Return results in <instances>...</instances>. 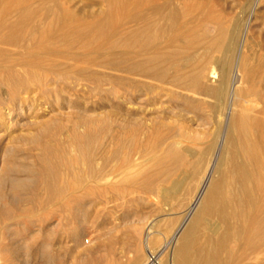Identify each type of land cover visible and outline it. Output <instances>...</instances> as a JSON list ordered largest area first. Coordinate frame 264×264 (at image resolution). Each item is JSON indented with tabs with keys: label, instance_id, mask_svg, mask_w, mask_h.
Returning <instances> with one entry per match:
<instances>
[{
	"label": "rangeland",
	"instance_id": "1",
	"mask_svg": "<svg viewBox=\"0 0 264 264\" xmlns=\"http://www.w3.org/2000/svg\"><path fill=\"white\" fill-rule=\"evenodd\" d=\"M10 1L12 2L9 0L5 5L0 0V11L3 10L0 22H4L3 25L0 24V53L4 56L0 54V66H8L7 71L0 68V72H3L0 76L5 74L0 77V242L3 247L0 252V264H173L178 239L195 212L193 210L186 214L197 193V182L192 175L194 166L198 160H204L203 168L208 167L213 159L219 158L232 117L240 108L237 107L236 99H231L227 105H223L214 96L196 94L174 84L173 86L171 80L162 81L137 69V62L128 56L133 51H127L129 42L124 35L128 31L136 32L142 24L133 22L134 25L129 19L142 12L145 17L152 16L154 21L153 29L140 37L144 42L139 38L135 49L137 52L145 47L144 53L152 54L162 48L163 44L165 47L174 40L184 49L181 56H178L183 63L188 57L203 56L207 52L214 53L212 55L218 59L225 56L233 59L244 46L247 51L245 52L252 61L254 60L253 81L264 84V1L205 0V4L204 0H189L196 1L197 5L190 2V7L195 8V11L189 8V11L185 12L181 5L182 0H175L174 3L182 6L179 7L181 10L178 9L180 13L176 14L174 9L177 7L171 6L156 14L158 16L153 14L150 7L141 12L130 8V0H117V3L120 2V12L115 15L113 12L109 13L110 0H55V3H51L54 0H13V5ZM160 1L157 3L161 6L167 7L170 4V0H165V3L164 0ZM69 2L76 4H73L74 8L76 6L75 10ZM122 2L126 5H121ZM202 3L207 8L215 7V14L221 16L225 25L228 24L224 54L212 47H195L192 42L187 43L188 39L182 35L187 29H199L202 35L208 25L211 28L214 25L216 29H212L218 34L219 26L215 23L209 24V20L205 18V9L198 7ZM4 5L9 8H4ZM79 5L82 7L77 9ZM125 7L126 12H123ZM49 8L57 10L52 11ZM248 9H251V12H247ZM31 10H34L33 13ZM30 11L32 15L29 14ZM221 12L226 13V17ZM21 13L24 16H21ZM8 14L11 15L7 16ZM98 14H103V17ZM119 14L123 16L120 17ZM250 14L252 21L248 22ZM63 15H66V18ZM75 15L82 16L76 17L80 22L69 18ZM89 15H92L93 21L95 17L98 18L94 21H98L96 26L93 22L89 27L86 25L88 20L90 21ZM10 17L14 18L13 21ZM33 18H36L35 21ZM229 19L230 23L226 21ZM70 20H74V24L69 23ZM118 21H121L119 26ZM44 22L48 31L50 26L52 31L45 32L47 29H44ZM112 22L116 24L114 28H111ZM63 23L64 28L60 29ZM13 25L17 27L14 28ZM87 27L94 29L95 34ZM22 28H26L23 29L24 35ZM84 28L86 34L83 30L80 31ZM8 31L12 32L13 36ZM2 32H7L8 35H2ZM68 32L71 34L68 35ZM46 33L47 35H44ZM55 33L61 36L56 38ZM99 35L103 38L108 36L102 40ZM22 36L24 37L21 38ZM21 39H24V43ZM59 39H62L63 44ZM247 41L250 45L245 43ZM51 42L56 51L51 49ZM116 42H119L118 45ZM54 44L57 46L54 47ZM62 45L64 47H61ZM46 47L50 51L47 52ZM24 50H28V53ZM29 51H32V55ZM73 53H76V57ZM80 53L85 56H77ZM68 54L72 55L71 58L74 56L75 59H80L76 61L79 67ZM53 55L61 57L52 60ZM126 55L130 58H126ZM33 58L36 60L33 65L39 64L40 67L30 65L28 68L29 65H25L26 61L31 64ZM66 59L70 62L73 60L75 64L71 62L73 66L70 67ZM5 61L9 63L5 65ZM59 61L62 62L59 64ZM85 65L90 67L87 66L84 70ZM213 65L221 78V64L216 61ZM14 70L18 77L10 75ZM24 94L29 98L26 103L23 100L26 97ZM215 143V157L205 155L207 149ZM167 164L170 173L163 174ZM174 181H184L179 191L173 189ZM169 192L174 193L172 198ZM183 221L186 223L181 227ZM209 238L208 230H204L199 238V246L207 244ZM171 239L173 241L170 243ZM234 246L231 245L233 251ZM234 253L232 263L240 264L237 252ZM223 258L226 259V256Z\"/></svg>",
	"mask_w": 264,
	"mask_h": 264
},
{
	"label": "bare ground",
	"instance_id": "2",
	"mask_svg": "<svg viewBox=\"0 0 264 264\" xmlns=\"http://www.w3.org/2000/svg\"><path fill=\"white\" fill-rule=\"evenodd\" d=\"M9 0H2V2L7 5ZM15 1V0H14ZM18 1V0H16ZM21 1V0H20ZM33 1V0H32ZM37 1V0H36ZM34 1V3L36 2ZM52 1V0H51ZM50 1V2H51ZM62 1V0H61ZM75 1V0H74ZM120 1V0H119ZM160 1V0H158ZM157 0H130V8H133L134 10L137 9L141 12V10L146 9V7H150L149 9L152 10L153 14L156 15L158 13H161L162 10H166L171 6H175L176 9H174L175 13L177 14L178 12L180 13L181 8H179L181 5L183 6V9L185 10V12L189 11V8H192V6L190 7V2H196V1H189V0H182V4L179 5L178 3H174L175 0H173V2H171L172 0H170V4L169 6H161L159 5ZM221 1V0H219ZM226 1V0H225ZM223 1V2H225ZM241 2H243L242 0H240ZM247 1V0H245ZM244 1V3H246ZM249 1V0H248ZM264 1V0H262ZM261 1V2H262ZM11 2V1H10ZM13 2V0H12ZM11 2V4L13 5V3ZM29 3V1H27ZM121 2V1H120ZM119 2V3H120ZM158 2V3H157ZM198 2V0H197ZM196 2V3H197ZM202 2V1H201ZM200 2V3H201ZM210 2V0L208 1ZM211 2H214L211 1ZM237 2V1H236ZM1 3V4H3ZM18 3V2H17ZM51 3H55L51 2ZM57 3V2H56ZM71 2H69L70 4ZM117 3V0H110L109 1V9L111 10L109 13H114V15L118 12H120V4ZM165 3V0H164ZM162 3V4H164ZM169 3V2H168ZM193 3V4H194ZM195 3V4H196ZM203 3H205V0L203 1ZM202 3V4H203ZM207 3V2H206ZM205 3V4H206ZM243 3V4H244ZM255 3V1H254ZM264 3V2H263ZM10 4V5H11ZM25 4V2H24ZM44 4V2H43ZM72 7L73 4L75 3H71ZM161 4V1H160ZM199 4L198 7L199 8H203L205 9V18L206 20H209V24H213L215 23V25L219 26V32L218 34H215V30H213L212 28L214 27V25H212L213 27L211 28V26H206V29H204L202 31V35L200 34L201 31L199 29L196 30H190L187 29L185 30L184 36H186V39H188V42H192L194 44V46L198 47L200 45H203V47L207 46L208 49H210L211 47L213 49H215L216 51L219 52H224V42L228 37V32H227V27L226 25H228L226 23L223 22L222 18H220L221 16H218L217 13L215 14V12L213 11L215 9L212 8H207L206 5H202ZM209 4V3H208ZM242 4V5H243ZM4 8H9V6H6ZM11 5V6H12ZM20 5V3H19ZM23 3L21 4V7ZM27 5V4H26ZM24 5V6H26ZM46 4H44L45 6ZM54 5V4H53ZM56 5V4H55ZM76 5V4H75ZM78 5V4H77ZM123 5V2L122 4ZM126 5V3H125ZM123 5V6H125ZM192 5V4H191ZM197 5V4H196ZM195 5V7H196ZM213 5V4H212ZM216 5V4H215ZM250 5V3H249ZM16 6V5H15ZM14 6V7H15ZM18 6V4H17ZM33 6V4H32ZM31 6V8H32ZM58 6V5H57ZM81 5H79L77 7V9L80 7ZM181 6V7H182ZM211 6V5H210ZM20 7V6H18ZM20 7V8H21ZM38 7V6H36ZM82 7V6H81ZM122 7V6H121ZM194 7V5H193ZM219 7V6H218ZM236 7V6H235ZM239 7V6H238ZM248 7V6H247ZM246 7V8H247ZM251 6H249L248 8H250ZM13 8V7H11ZM58 8V7H57ZM54 9V10H57ZM74 8V7H73ZM76 8V6H75ZM74 8V10H75ZM253 8V7H251ZM1 9V8H0ZM23 9V8H22ZM40 9V8H39ZM52 10V8H49ZM48 9V11H49ZM64 9V8H63ZM66 9V8H65ZM76 9V10H77ZM123 9V8H122ZM127 9L126 7L124 8L123 12H126ZM179 9V10H178ZM193 9V8H192ZM191 9V10H192ZM202 9V10H203ZM218 9V8H217ZM225 9V8H224ZM229 9V8H228ZM243 9V8H241ZM46 11V9H43ZM52 10V11H54ZM131 10V9H130ZM178 10V11H177ZM201 10V9H200ZM216 10V9H215ZM236 10V9H235ZM239 10V9H238ZM237 10V11H238ZM251 10V9H250ZM249 9L246 10L247 12L250 11ZM3 11V10H2ZM2 11H0V17L3 16ZM12 11V10H11ZM20 11V10H19ZM32 11V10H31ZM31 11L29 14H31ZM34 11V10H33ZM32 11V13H33ZM47 11V12H48ZM68 11V10H67ZM66 11V12H67ZM73 11V9H72ZM87 11V10H85ZM193 12L195 11V8L192 10ZM197 11V8H196ZM221 11V10H220ZM228 11V10H227ZM231 11V10H229ZM15 12V11H14ZM23 12V11H22ZM26 12V11H25ZM41 12H43L41 10ZM69 12V11H68ZM75 13H77L76 11H74ZM79 12V11H78ZM122 12V13H123ZM137 12V11H136ZM148 12V11H147ZM146 12V13H147ZM184 12V14H186ZM219 12V11H218ZM246 12V13H247ZM251 12V11H250ZM249 12V13H250ZM255 12V10H254ZM19 13V12H18ZM36 13V12H35ZM39 13V11H38ZM53 13V12H51ZM57 13V12H56ZM54 12V14H56ZM88 13V12H87ZM106 13V12H105ZM130 12H128L129 14ZM134 14V11L132 12ZM142 13V12H141ZM141 13H135L136 15H131L133 17H131V19H129V22H141L142 27L140 29H138L136 32H132V31H128L125 33L124 36L127 37L128 39V46H127V41H125L126 46H127V51L132 50L133 52L131 53V55L129 54L128 56H131V58L133 59V61L137 62V69L148 73V74H152L155 77H158V79H161L162 81H167V80H171L172 85H176L178 87H182L188 91H192L195 92L196 94H204V95H211L214 96L220 103H223V105L228 102L231 101V99H236L238 100L237 103V107H239L240 111L235 114L232 117L231 120V125H229V129H228V134H227V138H226V142L225 145L223 147V150L221 151V154L219 155V158L217 160L215 159H211L212 162L208 167H204L203 168V162L204 160H198L197 164L194 166L192 175L194 176L196 182H197V193L192 201V203L190 204V206L187 208V213L192 212L193 210L195 211L193 216L190 218V220L188 221V224H186V227L184 228L183 232L181 233L179 239H178V246L176 248V252L174 254L173 257V264H233L232 263V259L235 258V253L237 252V258L238 261L240 262V264H264V84H257L253 81V69H252V58L249 57V55L246 53L247 51L244 49V46L242 47L241 51L238 50V52L236 53V55L233 57V59L228 58L227 56H225L224 58H215L212 54H209L208 52L203 55V56H192V57H188V59L185 60V62L181 63L182 61H180V59L178 58V56L183 52V48L180 47V43L177 45L176 41L172 40L170 45H166L164 47L165 44H163L162 48L160 47L159 49H157L154 53L152 54H145L144 53V45H142L144 48L140 49L139 52H137L135 49L137 48V44L138 41L141 39L140 37L145 33H147L154 25V21L153 18H151L152 16L149 17H145L144 15H142ZM199 13V12H198ZM201 13V11H200ZM199 13V14H200ZM222 13V12H221ZM244 13V11L242 12ZM5 14V12H4ZM44 14V12H43ZM41 14V15H43ZM63 14H67V13H63ZM79 14V13H77ZM84 14V13H83ZM82 14V15H83ZM131 14V13H130ZM145 14V12H144ZM166 14V12H165ZM169 14V12H168ZM220 14V13H219ZM223 14V13H222ZM221 14V15H222ZM11 15V14H10ZM9 14L7 16H10ZM14 15V14H13ZM23 14L21 13V16ZM32 15V14H31ZM34 15V14H33ZM38 15V14H36ZM40 15V14H39ZM72 15V13H71ZM97 16V14H95ZM100 16H102L103 14H98ZM109 15V14H108ZM122 14H119L118 16L121 17ZM127 15V14H126ZM146 15V14H145ZM187 15V14H186ZM185 15V16H186ZM191 15V14H190ZM195 15V14H194ZM193 15V16H194ZM217 15V16H216ZM225 15L226 17V13L223 14V16ZM228 15V14H227ZM249 15V14H248ZM254 15V13H253ZM19 16V15H18ZM16 16V17H18ZM19 16V17H21ZM24 16V15H23ZM47 16V15H46ZM51 16V14H50ZM66 18V15H63ZM68 16V14H67ZM70 16V15H69ZM78 15L69 17V18H75V21H79L80 19L78 18H82V16H78V18H76ZM92 16V15H91ZM91 16L89 15V19L91 21ZM123 16V15H122ZM158 16V15H156ZM162 16V15H161ZM164 16V15H163ZM184 16V17H185ZM189 16V15H188ZM191 16V17H193ZM14 17V16H12ZM29 18V15L27 16ZM61 17V16H60ZM98 17V16H97ZM95 17V20H98V18ZM103 17V16H102ZM107 17V16H106ZM115 17V16H114ZM129 17V16H128ZM170 17V16H169ZM232 17V16H231ZM252 14H250L249 18H248V22L249 20H251ZM4 18V17H3ZM2 18V20H3ZM11 18V17H10ZM8 18V19H10ZM15 18V17H14ZM14 18H11V20L13 21ZM37 18H39L37 16ZM88 18V17H87ZM97 18V19H96ZM101 18V17H100ZM109 18V17H108ZM113 19V17H110ZM117 18V15H116ZM130 18V17H129ZM156 18V17H155ZM158 18V17H157ZM156 18V19H157ZM181 18V17H180ZM189 18V17H188ZM186 18V21L187 19ZM36 19V18H35ZM35 19L33 18V21H35ZM53 19V18H52ZM78 19V20H77ZM86 19V18H85ZM155 19V20H156ZM161 19V18H160ZM174 19V17H173ZM225 19V18H224ZM239 19V18H238ZM256 19V18H255ZM254 19V20H255ZM261 19V18H260ZM27 20V19H26ZM32 21V19H30ZM47 20V19H46ZM49 20V19H48ZM54 20V19H53ZM56 20V19H55ZM54 20V21H55ZM59 20V19H57ZM62 20V19H61ZM68 20V19H67ZM66 20V21H67ZM82 20V19H81ZM88 20V19H86ZM94 20V21H95ZM105 20V19H104ZM118 20V19H117ZM120 20V19H119ZM125 20V19H123ZM169 20V19H168ZM191 20V19H190ZM195 20V19H193ZM202 20V19H201ZM199 20V21H201ZM262 20V19H261ZM9 21V20H8ZM22 21V20H21ZM42 21V20H41ZM40 18H39V22ZM63 21V20H62ZM88 20L87 24L83 23V25H90V23H94L93 19L90 22ZM163 21V20H162ZM161 21V22H162ZM170 21H174V20H170ZM229 21L228 23H230V19L226 20ZM240 21H242L240 19ZM247 21V20H246ZM252 21V20H251ZM250 21V22H251ZM10 22V21H9ZM15 22L16 19H15ZM13 22V23H15ZM27 22V21H26ZM46 22V21H45ZM44 22V23H45ZM49 21H47L48 23ZM59 21H57L58 23ZM65 22V20H64ZM71 22V20L69 21V23ZM74 22V20H73ZM71 22V23H73ZM98 22V21H96ZM96 22L94 23L96 26ZM102 22V21H101ZM121 22V21H120ZM118 21V25L119 26L120 23ZM157 22V21H156ZM175 22V21H174ZM177 22V21H176ZM175 22V23H176ZM188 22V21H187ZM196 22V21H195ZM245 22V21H244ZM263 22V21H262ZM30 23V22H29ZM28 23V24H29ZM33 23V22H32ZM36 23L37 20H36ZM43 23V24H44ZM61 23V22H60ZM78 23V22H77ZM107 23V22H106ZM111 23V22H110ZM158 23V22H157ZM197 23V22H196ZM199 23V22H198ZM203 23V22H202ZM206 23V24H208ZM252 23V22H251ZM0 24H2V22H0ZM4 24V22H3ZM2 24V25H3ZM9 24V23H8ZM12 22L10 23L11 26ZM17 24V23H16ZM50 24V23H49ZM74 24V23H73ZM100 23H98L97 25H99ZM108 24V23H107ZM113 24V22H112ZM111 24V25H112ZM134 24V23H133ZM163 24V23H162ZM201 24V23H200ZM245 24H247L245 22ZM34 25V24H33ZM47 24L45 23V28L42 27V30L47 29L45 32H50L52 31V28L50 26V31H48V28H46ZM65 23H63V26L60 29L64 28ZM72 25V24H71ZM82 25V26H83ZM93 25V24H92ZM91 25V26H92ZM114 25H116L115 23L113 24V26L111 28H114ZM123 25V24H122ZM121 25V26H122ZM135 25V24H134ZM169 25V23H168ZM184 25V22H183ZM193 25V24H192ZM197 25V24H196ZM195 25V26H196ZM205 25V23H204ZM232 25V24H231ZM9 26V25H8ZM27 26V25H26ZM35 26V25H34ZM56 26V25H55ZM67 26V25H66ZM75 26V25H74ZM74 26H71V28H74ZM108 26V25H107ZM105 26V27H107ZM137 26V25H136ZM159 26V25H158ZM171 26V25H169ZM174 26V25H173ZM180 26V25H179ZM200 26V25H199ZM230 26V25H229ZM235 26V24H234ZM233 26V27H234ZM245 26V25H244ZM14 27V25H13ZM16 28V27H14ZM41 27V26H40ZM54 27V26H52ZM70 27V26H68ZM87 27V29H89ZM93 27V26H92ZM123 27V26H122ZM126 27V26H124ZM130 27V26H129ZM128 27V28H129ZM161 27V26H160ZM181 27V26H180ZM232 27V26H231ZM241 27V25H240ZM260 27V26H259ZM6 28V27H5ZM21 28V27H20ZM29 28V27H28ZM44 28V29H43ZM59 28V27H58ZM80 28V27H78ZM77 28V29H78ZM83 28V27H82ZM97 28V27H96ZM100 28V27H99ZM138 28V27H136ZM179 28V27H178ZM177 28V29H178ZM198 28V27H197ZM201 28V27H200ZM215 28V27H214ZM250 28V27H249ZM8 29V28H7ZM11 29V28H10ZM23 29L26 28H22ZM40 29V28H39ZM38 29V32L40 31ZM123 29V28H122ZM126 29V28H125ZM132 29V27L130 28ZM153 29V28H152ZM157 29V28H156ZM160 29V28H159ZM173 29V28H172ZM216 29V28H215ZM246 29V28H245ZM1 30V29H0ZM15 30V29H14ZM32 30V29H30ZM29 30V31H30ZM83 30L82 32L85 33V28L84 29H80V31ZM90 31H93L94 29H89ZM87 30V31H89ZM103 30V29H102ZM118 30V29H117ZM124 30V29H123ZM155 30V29H154ZM174 30V29H173ZM184 30V29H183ZM229 30V29H228ZM232 30V29H231ZM237 30V29H235ZM2 31V30H1ZM0 31V34H1ZM5 31V30H4ZM28 31V30H27ZM35 31V29H34ZM64 31V30H63ZM78 31V30H77ZM86 31V32H87ZM113 31V30H112ZM120 31V29H119ZM125 31V30H124ZM123 31V32H124ZM127 31V30H126ZM156 31V30H155ZM164 31V29H163ZM233 31V30H232ZM9 32V31H8ZM18 32V31H17ZM67 32V31H66ZM95 34V31H93ZM98 32V31H97ZM110 32V31H109ZM122 32V33H123ZM175 32V31H174ZM237 32V31H236ZM242 32V31H241ZM7 33V32H6ZM5 33V34H6ZM12 33V32H9ZM20 33V32H19ZM25 31L22 33L24 35ZM30 33V32H29ZM33 33V31H32ZM35 33V32H34ZM43 33V32H42ZM70 32H68V35ZM73 33V31H72ZM80 33V32H79ZM83 33H81L83 35ZM88 33V32H87ZM105 33V32H104ZM107 33V32H106ZM105 33V34H106ZM119 33V32H118ZM173 33V32H172ZM178 33V32H177ZM244 33V31H243ZM4 33L2 32V35ZM4 34V35H5ZM17 34V33H16ZM15 34V36H16ZM36 34V33H35ZM34 34V36H35ZM53 34V33H52ZM57 34V33H55ZM59 34H61L59 32ZM63 34V33H62ZM67 34V33H65ZM76 34V33H75ZM86 34V33H85ZM97 34V33H96ZM121 34V33H120ZM124 34V33H123ZM148 34V33H147ZM146 34V35H147ZM238 35H240V33H237ZM248 34L249 31H248ZM8 35V33H7ZM27 35V34H26ZM30 35H32L30 33ZM44 35H47L44 34ZM50 35V34H49ZM54 35V34H53ZM67 35V36H68ZM98 35V34H97ZM96 35V37H97ZM109 35V34H108ZM106 35V37L108 36ZM145 35V36H146ZM162 35V34H160ZM164 35V34H163ZM174 35V34H173ZM177 35V34H176ZM236 35V34H235ZM243 35V34H242ZM241 35V36H242ZM13 36V33H12ZM20 36V35H19ZM56 36V35H55ZM61 35L57 34L58 38ZM65 35H63L64 37ZM66 36V37H67ZM78 36V35H77ZM80 36V34H79ZM85 36V35H84ZM83 36V37H84ZM90 36L92 37V35L90 34ZM94 36V35H93ZM100 36V35H99ZM98 36V37H99ZM151 36V35H150ZM170 36V35H169ZM180 36V35H178ZM183 36V37H184ZM201 36V37H200ZM5 37V36H4ZM24 36H22L21 38H23ZM29 37V36H28ZM26 37V38H28ZM101 37V36H100ZM99 37V38H100ZM105 37V38H106ZM118 37V36H117ZM125 37V38H126ZM153 37V36H152ZM155 37V36H154ZM163 37V36H162ZM172 37V35H171ZM234 37V36H233ZM246 37V36H245ZM3 38V36H2ZM16 38V37H15ZM24 38V39H26ZM55 38V39H56ZM61 38V37H60ZM68 38V37H67ZM85 38L87 39L88 37L85 36ZM103 38V36L101 37ZM105 38H103L102 40H104ZM119 38V37H118ZM124 38V37H123ZM140 38V39H139ZM169 38V37H168ZM175 38V37H174ZM237 38V37H236ZM247 38V37H246ZM253 38V37H252ZM5 39V38H4ZM8 39V37H7ZM14 39V37H13ZM23 39V40H24ZM52 39V38H51ZM54 39V37H53ZM64 39V38H63ZM90 39V37H89ZM93 39V37H92ZM91 39V40H92ZM167 39V38H166ZM181 39V38H180ZM178 39V40H180ZM185 39V40H186ZM240 39V36H239ZM6 40V39H5ZM10 40V39H9ZM19 40V39H18ZM22 40V39H21ZM22 40V42H23ZM49 40V39H47ZM62 41V39H59ZM88 40V39H87ZM90 40V41H91ZM114 40V39H113ZM119 40V39H118ZM117 40V41H118ZM237 40V39H236ZM247 40V39H246ZM245 40V41H246ZM249 40V39H248ZM257 40V39H256ZM8 41V40H7ZM39 41V40H38ZM51 41V40H50ZM57 41V40H55ZM54 41V42H55ZM89 41V42H90ZM95 41V40H94ZM143 40L141 39V42ZM151 41V39L149 40ZM168 41V40H167ZM182 41V40H181ZM238 41V40H237ZM251 41V40H250ZM253 41V40H252ZM12 41H10V43H12ZM18 42V41H17ZM44 42V40L42 41ZM66 42V40H65ZM68 42V41H67ZM66 42V43H67ZM93 42V40L91 41V43ZM144 42V41H143ZM152 42V41H151ZM155 42V41H154ZM166 42V41H165ZM227 42V40H226ZM233 42V41H231ZM256 42V41H255ZM24 43V42H23ZM32 43V42H31ZM34 43V42H33ZM49 42H47L48 44ZM52 43L51 42V49L53 50L54 48H52ZM56 43V42H55ZM69 43V42H68ZM114 43V42H113ZM117 43V42H116ZM119 43V42H118ZM118 43L116 45H118ZM157 43V42H156ZM159 43V42H158ZM167 43V42H166ZM186 43V44H187ZM240 43V42H239ZM245 43H248L245 42ZM21 44V43H20ZM57 44V43H56ZM61 44V43H60ZM63 44V41H62ZM70 44V43H69ZM155 44V43H154ZM228 44V43H227ZM249 44V43H248ZM261 44V43H260ZM4 45V44H3ZM12 45V44H11ZM29 45V44H28ZM27 45V46H28ZM35 45V44H34ZM41 45V44H40ZM58 46H60L59 44H57ZM54 44V47L57 46ZM89 45V44H88ZM123 45L124 42H123ZM152 45V43H151ZM159 45V44H158ZM183 45V44H182ZM229 45V44H228ZM250 45V44H249ZM6 46V45H5ZM8 46V45H7ZM10 46V45H9ZM26 46V45H25ZM24 46V48H26ZM33 46V45H32ZM121 46V45H119ZM141 46V47H142ZM192 46V45H191ZM246 46V45H245ZM264 46V45H263ZM4 49L5 47L2 46ZM15 47V46H14ZM13 47V48H14ZM36 48H38L37 46H35ZM61 47H64V45H62ZM66 47V46H65ZM151 47V46H150ZM237 47V46H236ZM241 47V46H240ZM259 47V46H258ZM257 47V48H258ZM1 48V47H0ZM9 48V47H8ZM11 48V47H10ZM9 48V49H10ZM18 48V47H17ZM20 48V47H19ZM31 48V47H30ZM30 48L28 50H30ZM48 47H46L47 52L50 51L47 49ZM57 48V47H56ZM103 48V47H102ZM124 48V47H123ZM139 48V47H138ZM155 48V46H154ZM248 48V47H247ZM251 48V47H250ZM256 48V49H257ZM263 48V47H262ZM2 49V48H1ZM0 49V51H1ZM12 49V48H11ZM15 49V48H14ZM58 49V48H57ZM65 49V48H61ZM100 49V48H99ZM121 49V48H119ZM153 49V47H152ZM191 49V48H190ZM206 49V48H205ZM259 49V48H258ZM8 50V49H7ZM16 50V49H15ZM26 50V49H25ZM24 50V51H25ZM27 50V51H28ZM41 50V49H40ZM56 51V49H54ZM59 50V49H58ZM90 50V49H89ZM115 50V49H114ZM193 50V49H192ZM202 50V47H201ZM212 50V49H211ZM210 50V51H211ZM244 50V51H243ZM252 50V49H251ZM6 51V50H5ZM10 51V50H9ZM25 51V52H27ZM36 51V50H35ZM88 51V49L86 50ZM94 50V54H95ZM152 51V50H149ZM203 51H205L203 49ZM208 51V50H206ZM246 51V52H245ZM30 52V51H29ZM32 52V51H31ZM30 52V54H31ZM38 52V51H37ZM42 52V51H41ZM40 52V53H41ZM103 52V51H100ZM123 52V51H122ZM126 52V51H125ZM124 52V53H125ZM148 52V51H147ZM261 52V51H259ZM263 52V51H262ZM3 53V52H2ZM10 53V52H8ZM28 53V52H27ZM64 53V52H63ZM79 53V52H78ZM188 53V52H187ZM218 53V52H217ZM254 53V52H253ZM1 54V53H0ZM6 54V53H4ZM36 54V53H35ZM60 54V52H59ZM62 54V53H61ZM74 54V53H73ZM76 54V53H75ZM74 54V55H75ZM88 54V52L86 53ZM219 54V53H218ZM2 57L3 54H1ZM16 55V54H15ZM13 55V57L15 56ZM32 55V54H31ZM39 54H37L38 56ZM48 55V53H47ZM50 55V54H49ZM52 55V54H51ZM50 55V56H51ZM70 55V54H68ZM81 53L77 56H80ZM84 53H82L81 57L83 58ZM89 55V54H88ZM99 55V54H98ZM101 55V54H100ZM121 55V54H120ZM221 55V54H220ZM230 54L228 53V56ZM256 55V54H255ZM254 55V56H255ZM258 55V54H257ZM17 56V55H16ZM44 56H46L44 54ZM61 57V55H59ZM85 56V55H84ZM113 56V55H112ZM111 56V57H112ZM126 55V58H130ZM181 56V55H180ZM219 56V55H218ZM260 56V55H259ZM1 57V56H0ZM12 57V56H11ZM21 57V56H20ZM55 57H58L57 55H55ZM53 55L52 60H56ZM60 57H58L60 59ZM72 57V55H70V58ZM76 57V55H75ZM114 57V56H113ZM116 57V56H115ZM114 57V58H115ZM125 57V55H124ZM28 58V57H27ZM46 58V57H45ZM50 58V57H49ZM63 58V57H62ZM66 57H64L65 59ZM68 58V56H67ZM74 58V56H73ZM71 58V59H73ZM95 58V57H94ZM99 58V57H98ZM2 59V58H1ZM8 59V58H5ZM12 59V58H11ZM14 59V58H13ZM18 59V58H17ZM70 59V60H71ZM85 59V58H84ZM88 59V58H86ZM101 59V58H100ZM124 60V58H122ZM3 60V59H2ZM20 63L22 62L21 59ZM51 58L50 61L52 62ZM77 60H80L78 58H74V61L76 63ZM82 60V59H81ZM114 60V59H113ZM117 60V59H116ZM257 60V59H256ZM259 60V59H258ZM11 61V60H10ZM13 61V60H12ZM18 61V60H17ZM66 61H69V59ZM96 61V59L94 60V62ZM132 60L130 59V62ZM217 61V63L221 64V71L223 74L221 75V78H219L218 75V70H216V67L213 65L215 64ZM6 62V61H5ZM4 62V63H5ZM36 60H34V58L31 60V64H28V62L26 61L27 64H25L26 66L29 65L28 68H30V65L32 66L33 64H35ZM40 62V61H39ZM44 62V61H42ZM62 61H59V64ZM65 62V61H64ZM73 62V60L71 61ZM70 63V67L73 66V63ZM85 63L87 61H84ZM82 62V63H84ZM92 62V61H91ZM115 62V61H114ZM9 62H6L5 65H7ZM14 63V62H13ZM30 63V61H29ZM38 63V61H37ZM41 63V62H40ZM58 63V60H57ZM68 63V62H67ZM68 63V64H69ZM74 63V64H75ZM81 63V64H82ZM88 63V62H87ZM86 63V64H87ZM264 63V62H263ZM1 64H3V62H1ZM23 64V62H22ZM58 64V65H59ZM62 64V63H61ZM90 64V62L88 63ZM115 64V63H114ZM124 64V63H123ZM120 64V65H123ZM136 64V63H135ZM4 65V64H3ZM14 65V64H13ZM24 65V64H23ZM22 65V66H23ZM24 65V66H25ZM37 65H33V67L38 66ZM72 65V66H71ZM83 65V64H82ZM81 65V68H82ZM258 65V64H257ZM12 66V63H11ZM16 66H20V64H16ZM15 66V67H16ZM25 66V67H26ZM41 66V65H40ZM38 66V67H40ZM65 66V65H63ZM76 66L77 63H76ZM76 66H74L76 68ZM90 67L89 65H85L83 67H85L84 70H86V68ZM260 66V64H259ZM8 66H6L7 68ZM17 67V68H18ZM24 67V69L26 70V68ZM43 67V66H42ZM52 67V66H51ZM79 67V66H78ZM92 67V66H91ZM94 67V65H93ZM121 67V66H119ZM258 67V66H257ZM1 68V66H0ZM5 68V67H2ZM1 68V69H2ZM3 69L6 70L7 69ZM16 68V69H17ZM80 68V69H81ZM220 68V67H219ZM0 69V71H1ZM10 69V68H9ZM21 69L23 70V68L21 67ZM32 69V68H31ZM78 69V68H77ZM12 70V69H11ZM29 70V69H28ZM114 70V69H113ZM133 70V69H132ZM255 70V69H254ZM5 71V72H6ZM50 71V70H49ZM115 71V70H114ZM124 71V70H122ZM128 71V70H127ZM135 70H133L134 72ZM20 72V71H19ZM28 72V71H27ZM64 72V71H61ZM120 72V71H119ZM138 72V71H137ZM3 73V72H0ZM8 73V72H7ZM49 73V72H48ZM55 73V72H54ZM60 73V72H58ZM71 73V72H70ZM126 73V72H125ZM23 74V72H22ZM26 74V73H25ZM143 74V73H142ZM263 74V73H262ZM1 75V74H0ZM5 75V74H4ZM4 75L2 74V76L4 77ZM9 75V74H8ZM13 76L18 77V74L15 73V70L13 72V74H10ZM47 75V74H46ZM50 75V74H49ZM58 75V74H57ZM116 75H120V74H116ZM261 75V74H260ZM0 76V77H2ZM12 76V77H13ZM65 76V75H64ZM28 77V76H27ZM74 77V76H73ZM261 78V77H260ZM30 79V77H29ZM156 79V78H155ZM217 79H220L217 81ZM8 80V78H7ZM9 81V80H8ZM161 81V82H162ZM12 82V81H11ZM30 82V80H29ZM170 82V81H169ZM168 82V83H169ZM118 83V82H117ZM259 83V82H258ZM29 84V83H28ZM26 85V84H25ZM170 85V84H169ZM173 85V86H174ZM28 86V85H27ZM25 86V87H27ZM14 87V86H13ZM29 87V86H28ZM23 88V87H22ZM21 89V88H19ZM15 90V89H14ZM15 92V91H14ZM26 92V91H25ZM191 92V93H192ZM12 93V92H11ZM26 94V93H25ZM24 94V95H25ZM26 96V95H25ZM22 97V96H21ZM209 97V96H208ZM24 102L26 103L27 101H29V98L26 96L24 97ZM235 100V101H236ZM24 104V103H23ZM216 105L218 106V103H216ZM222 104H219V106ZM232 105V104H231ZM236 105V104H235ZM258 107V108H257ZM260 107V108H259ZM231 109V108H230ZM217 151V144H212L209 149H207L205 155H209V157L214 158L215 154ZM192 154H190L191 156ZM195 155V154H194ZM176 156V155H175ZM174 157V156H173ZM171 156V158H173ZM207 157V156H206ZM183 159V158H182ZM181 160V159H180ZM193 162V161H192ZM209 163V161H208ZM207 166V165H206ZM192 167V166H191ZM185 170V169H184ZM165 173H170V168L167 165L164 166L163 169V174ZM189 173V172H188ZM135 174V173H134ZM190 175V174H188ZM191 177V176H190ZM187 178V177H186ZM185 178V183L187 182ZM184 182V181H183ZM183 182L182 181H174L175 185L173 189H176L177 191H179L180 188L183 187ZM185 186V185H184ZM173 187V185H172ZM172 187L170 189H172ZM172 189V190H173ZM176 190L174 192H176ZM168 191V190H166ZM171 194V198L172 195H174V193L172 194V192H169ZM176 194V193H175ZM186 223V221L182 223L181 227L184 226ZM204 230H208V233L210 235L209 241L207 244L199 246V238L201 233ZM173 241V239L170 240V243ZM169 243V244H170ZM234 244L235 248L234 251L231 247V245ZM3 247L1 246V242H0V252L3 250ZM236 250V251H235ZM224 256H226V259L223 258ZM225 259V260H224Z\"/></svg>",
	"mask_w": 264,
	"mask_h": 264
}]
</instances>
